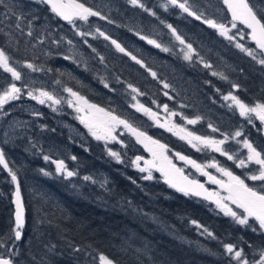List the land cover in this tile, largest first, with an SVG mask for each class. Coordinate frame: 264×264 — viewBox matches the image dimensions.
<instances>
[{
  "label": "trees",
  "instance_id": "16d2710c",
  "mask_svg": "<svg viewBox=\"0 0 264 264\" xmlns=\"http://www.w3.org/2000/svg\"><path fill=\"white\" fill-rule=\"evenodd\" d=\"M81 2L108 16L112 23L89 17L87 22L76 21L75 27L67 26L47 5L35 0H3L0 3V48L14 63H33L40 67L55 88H71L89 102L108 111L115 110L116 115L152 138L164 140L166 143H162L177 153L199 164L215 161L246 181V173H254L255 169L236 171L226 156L219 157L210 148L202 146L200 151L190 149L154 128L143 113L131 110L133 96H139L140 104L163 117V105L167 104L177 113L173 118L176 125L201 137L224 140L227 136L223 148L234 155L235 164L244 157L234 143L244 141L252 133L241 132V139L233 138V128L220 113L234 109L223 99L230 93L223 88L237 85L234 95L247 105L264 103V65L257 63L261 58L253 59L235 47L240 43L255 56L259 53L243 27L231 28L222 0H188V3L197 14L203 13V18L230 28L229 35L234 36L232 41L220 36L215 29L202 26L177 7L168 5L165 10L163 0H141L155 15L131 6L128 0ZM250 2L264 8V0ZM109 5L113 10L110 15L107 13ZM211 5H215L217 11ZM10 10L24 17L22 30L15 27L16 20L10 16ZM169 24L195 49L197 55L191 61L183 58L182 51L178 55L172 51L183 45L172 35L166 26ZM143 25L146 35L161 43L165 39L172 50L161 53L156 48L153 53L151 45L134 34ZM97 29L110 40L100 36ZM28 31L32 36L27 35ZM78 31L92 35L81 37ZM112 39L141 60L147 69L154 71L157 78L153 79L149 71L118 52ZM44 48L48 49L45 53L42 52ZM65 56L71 59L66 60ZM207 62L217 66L215 72L230 79L225 82L218 79V93L213 87L208 89L216 83L203 65ZM0 77L1 83L8 81L2 73ZM186 77L191 78L187 79L191 83L196 79V86L203 83L199 92L203 110L197 105L189 111L182 108L185 99L180 87ZM164 83L172 87L171 96ZM129 85L143 94L133 93ZM42 117L33 124L29 136L12 148L2 149L20 185L25 228L22 238L16 241L12 231L13 182L0 166V242L4 244L0 247V255L13 259L14 264H97L100 254L111 258L115 264H237L224 251L225 244H232L243 249L249 264L259 260L260 252L264 251V231L256 222L250 220L251 227L241 226L219 208L173 191L156 173L152 172V180L143 179L147 173L136 170L132 161L136 156L150 159L134 136L123 134L118 146L94 141L73 142L55 126L50 115ZM197 117L196 126L186 124L188 119ZM238 122L235 129L240 126ZM261 140L263 138L258 134L259 144L252 143L259 152ZM49 146L55 147L50 148L55 151L48 150ZM109 149L118 152L123 162L118 163L111 157ZM44 156L50 159L45 161ZM61 160L67 170L76 175L68 178L59 175L52 161ZM85 176L91 179L86 181ZM233 211L242 214L241 209ZM204 229L213 233L215 239ZM77 248L80 251H75ZM13 252L16 254L12 255Z\"/></svg>",
  "mask_w": 264,
  "mask_h": 264
},
{
  "label": "snow or ice",
  "instance_id": "6c2138e0",
  "mask_svg": "<svg viewBox=\"0 0 264 264\" xmlns=\"http://www.w3.org/2000/svg\"><path fill=\"white\" fill-rule=\"evenodd\" d=\"M35 2L47 5L52 13H54L63 21H66L68 24L73 25V27L76 26L75 22L77 20L87 22L89 17H99L101 20L107 19V17L102 15L101 12L86 6L85 3L81 2V0H35ZM222 2L226 6L228 12L231 14V28H236L237 22L243 25L249 30L250 38L255 43L256 48L259 49L261 53H264V14H262L264 13V8H258L256 5L252 4L250 0H222ZM0 3H3V0H0ZM128 3L133 7H138L149 12L150 15H155L154 12H150L145 7L141 0H128ZM168 5L178 7L182 12L187 13V15L192 16L197 20H202V22L215 29L219 35L225 39L229 41L234 40V36L229 35V32L231 31L230 28H228L224 23H218L215 20L203 18V13L197 14L192 10L188 0H167L166 4L163 5L165 10H167ZM10 16L15 17V27L17 29H21V21L24 19V17L18 15L14 10H10ZM108 22L112 23L111 20H108ZM166 26L170 29L175 39L184 46L181 49V51L184 53L183 58L186 61H191L193 56L197 55L193 46L190 43H186L172 25L169 24ZM97 32L105 40H110V37L104 32L99 31V29H97ZM77 34L81 37L92 35V33L81 31H78ZM27 35L32 36V32L28 31ZM137 35L139 34L137 33ZM140 39L147 40L148 44L153 45L163 52L170 51L169 48L163 47L154 39H148L143 35H140ZM241 39H243V36H241ZM41 43H43V41H41ZM68 43L71 44L72 42L69 41ZM85 43H87V41H85ZM111 43L118 52L129 56L133 61L149 71L153 79L157 78V74L154 71L147 69V66L141 60L137 59L136 56L126 51V49L122 47L120 43L114 39L111 40ZM235 47L240 49L242 52H245L249 56H252L253 59H257L253 51L244 47V45L236 43ZM93 51H95V49H93ZM64 59H71V57L65 56ZM100 59L103 61V57H100ZM257 62L261 65H264V59H259ZM23 66L31 69L32 71L40 70L32 63H26ZM204 67L210 68L211 65L204 63ZM0 69L6 73H9L13 81H20L22 79V74L12 66L11 57L5 52L3 48H0ZM212 75L219 76L221 79H226L222 73L212 72ZM57 83H59V81H57ZM104 86L105 88L109 87L107 83H105ZM163 86L164 88L169 87L167 83H164ZM233 87L238 86L233 85ZM129 88H131V91L137 95L143 94L140 93L137 88L132 87L131 85H129ZM64 90L70 97L73 98L67 101L68 106L74 107L77 113H83L82 115H78L77 119L88 129V132L97 141L102 140L106 144L111 141H117V137L113 135V132L116 130V128L122 126L130 135L135 137L138 144L143 145L145 150L152 155V160H145L143 167L140 166L142 157L137 156L132 161V164L138 169L139 172L147 173L143 179L152 180V171L155 170L164 177V182L169 187L174 188L177 192H181L186 196L190 194L195 196H203L205 200H211L213 203H215L217 208H219L226 216H230L237 224L251 227L249 221L254 220L258 224L259 229L264 231V191H258L256 187L249 186L240 176L235 175L227 168L220 167L215 161L207 165H202L197 163L195 160L188 158L187 156L181 155L180 153H173L177 159L184 161L185 164L191 165V167L200 172L201 175L207 176L209 182L219 185L223 191L227 193V195L221 196L217 192H209L204 188L203 184H200L194 179H189L188 176L184 175L181 168H178L175 164H173L172 159L167 155V153L171 151L167 145L160 143L156 139H153L147 134V132L134 126L127 119L116 115L115 110H105L104 108L89 102L85 97L80 95L78 92L73 91L71 88H65ZM109 90L112 91V89ZM21 91V88L17 87L16 83H10L6 88L0 90V110H3L4 106L10 101L20 99ZM36 92H38V95ZM27 95L30 99L36 100L41 105L45 104L46 101H50L52 105H58L61 103L60 99L56 98L54 95L43 89L29 91ZM165 95H167V93H165ZM132 99L135 100L136 96H133ZM169 99H171V97H169ZM223 99L226 101L230 100L232 104H230L229 107L234 105L236 108H238L240 116L247 117L249 123L252 122L251 118L254 115L261 122V124H264V103H256L255 105L250 106L244 103L236 95L231 93L224 96ZM153 103H155V101H153ZM132 106L136 108V111L143 112L150 119H152L157 127L165 128L167 131L173 132L174 135H179L181 140H186L187 143L193 148H196L197 151H200V146H203L205 148H210L212 151L219 152L221 155L226 156L228 160L235 159L233 155L229 154L223 147H221V145H223L228 139L227 136H225L224 140H215L207 137H201L195 135L192 132L186 131L183 127L172 124L170 121L161 123L160 117L156 112H153L150 108L145 107L139 102ZM53 111H56V109L53 108ZM163 111L169 113L170 116L177 115L176 112L169 110L167 104L163 105ZM36 115H39V113H36ZM197 120H199V117L196 119H188L187 123L195 124L197 123ZM213 131H217V129L213 128ZM241 135L242 133L240 131H236L233 138L240 137ZM243 145L248 149V155L246 157L247 163L245 162V159H240L237 163V167L245 168L248 166V163L256 164L258 166L257 170L251 174L246 173L247 179L252 181H260L262 182V186H264V155L257 151V149L253 147V145L249 143L247 139L243 141ZM108 154L118 163L123 162L118 152L109 149ZM49 159L50 158L48 156H44L45 161H48ZM72 159L75 160L76 157L73 156ZM52 162L56 165V172L58 174L65 175L66 178L76 175V173L73 171L67 170L64 161L61 160ZM0 166H2L3 169L8 172V175L11 177V181L16 186L14 192L15 199L13 201L15 204V226L12 231L14 233V239L19 241L22 238V229L25 226L24 204L21 199L20 185L17 175L9 167V164L5 159V153L2 149H0ZM206 168H216L218 172L228 178L227 181L218 180L215 176L208 173L205 170ZM44 175H49V173L44 172ZM84 179L87 181L91 178L85 176ZM132 182L135 183V181ZM225 201H230L236 206V208L241 209L242 214H238L236 211H233L228 206V204L225 203ZM193 223L195 224L196 222L193 221ZM196 226L200 227L198 224ZM252 230L254 232L257 231L256 228H252ZM204 231L207 232L209 237L215 239L213 233L209 232L207 229H204ZM0 247H4L2 242H0ZM75 251H80V249L77 248ZM224 251L230 257V259L235 260L237 264H249L248 259H246L244 256L243 249H237V247L232 244H225ZM15 254L16 253L14 252L12 253V255ZM99 262L100 264H115L114 260L103 254L99 255ZM0 264H14V261L11 258H6L5 256L0 255ZM253 264H264V251L260 252L259 260L254 261Z\"/></svg>",
  "mask_w": 264,
  "mask_h": 264
},
{
  "label": "rangeland",
  "instance_id": "374dc122",
  "mask_svg": "<svg viewBox=\"0 0 264 264\" xmlns=\"http://www.w3.org/2000/svg\"><path fill=\"white\" fill-rule=\"evenodd\" d=\"M211 6L215 11H217V8H215L216 7L215 5H211ZM258 8H261V7L258 6ZM107 13L109 15L113 13L111 6L108 8ZM106 17H108V16H106ZM138 30L139 31L134 32L135 35H137V33L139 34V35H137L138 37H140V35H143V36L147 37L148 39H153V38L149 37L148 35L146 36L147 32H146L144 25H143V28L139 27ZM154 40H156L158 43H160L163 47H167V48L170 47V46H168V41H166L165 39H163V41H164L163 43L159 42V40H157V39H154ZM146 42H147V40H146ZM183 47L184 46H181V47L176 46V48H175L176 50H172L171 48H169V49L178 55ZM157 50H159L161 52L160 49L157 48ZM46 51H48V49L44 48L42 52L45 53ZM185 51H186V49H185ZM258 51H259V53H257V55H256L257 58L264 59V53H261L259 49H258ZM182 54L184 55V53H182ZM11 64L13 67H15L22 74V79L20 81H13L11 78V75L9 73H6L2 69H0V73L3 74L4 78L8 79L7 82H4V83L0 82V90L6 88L10 83H16L17 87H20L22 91H21L20 99L10 101L8 104H6L4 106L3 110H0V149H3L5 151L8 148H12L13 145H15L17 142H20L26 136H29L32 132L33 124L39 118H40V120L43 119L42 115L46 112L49 113L48 115H50L53 118V123L55 124V126L58 128L60 127L59 129H61L62 131H64L66 133V137L68 138V140L73 141V142L79 140L81 143H91L94 141L96 143H101V144L103 143L102 145H106V143L102 140L97 141L88 132V129L86 127L82 126L84 131H82L80 129L78 130L76 127H73V125L71 123L62 120L64 118H66V117H64L65 116L64 112H62L63 114H59L58 111L62 107V104L67 106V104L65 103L66 99H71V97L68 95V93L64 90L65 88L62 87V90L55 88L54 85H52L50 82H48V80L44 77L41 70L32 71L31 69H28L27 67L23 66L25 63L24 64H18V63H14L13 61H11ZM259 65H261V64H259ZM37 68L41 69L40 67H37ZM230 72H232V71H230ZM64 73L67 74L66 71H64ZM0 79H1V77H0ZM40 89H43V90L51 93L52 95H54L56 98L60 99L61 100L60 105H52L50 101H46L45 104L41 105L36 100L30 99L28 97L27 93L29 91L40 90ZM36 94L38 95V92H36ZM138 102L140 103L139 96L136 97L135 100H133L131 98V110L136 111V108L133 107L132 105H135ZM53 108H55L56 111H53ZM36 113H39V115H36ZM59 115H61V118H59ZM171 117H172V120H171ZM173 117L174 116H170L167 118L162 117L161 121L163 123H165L166 121H170L172 124H174V122H172V121H174ZM127 133L128 132L122 126L118 127V129H116L113 132V135H115L117 137V141H119V142L111 141V142H108L107 144H110L112 146L113 145H115V146L121 145L120 144L121 143L120 136H122L123 134H127ZM172 136L175 139H177L178 141L186 144L187 147H189L190 149L196 150V148H193L190 144L187 143L186 140H181L179 138V135H174L172 133ZM160 143H162V142H160ZM223 145H221V146L223 147ZM234 146L237 147L241 152H243L244 157L241 159H245V162L247 163L246 157L248 155V149L244 147L243 141H239L237 143H234ZM50 148H55V147H50V146L48 147V150H54L55 151V149H50ZM142 148H144L143 145H142ZM144 150H145V148H144ZM146 152L148 154H150L148 151H146ZM216 153L221 155L219 152H216ZM149 159L152 160V158L150 156H149ZM180 161L181 160L177 159L176 157L174 158L175 163L178 164V162H180ZM140 166L143 167L142 165H140ZM248 167H249V163H248V166L245 168H241V167H237V168L244 170V169H247ZM253 167H255V166L253 165ZM182 168H183V166H182ZM135 169L138 170L136 167H135ZM183 169H190V168L184 166ZM190 170L195 175L197 174L196 170L194 168H192ZM205 170L206 171H208V170L212 171L213 174L218 176L219 180L227 181V179H228L226 176H223L220 172H218L216 170V168H206ZM192 172H190V173L193 174ZM59 175H61V174H59ZM203 177H206V176H203ZM225 203H227L228 206L232 210L237 209L236 206L234 204H232L230 201H225ZM97 264H100L99 260L97 261Z\"/></svg>",
  "mask_w": 264,
  "mask_h": 264
},
{
  "label": "flooded vegetation",
  "instance_id": "af4514ba",
  "mask_svg": "<svg viewBox=\"0 0 264 264\" xmlns=\"http://www.w3.org/2000/svg\"><path fill=\"white\" fill-rule=\"evenodd\" d=\"M163 1H165V2H167L166 0H163ZM57 19H59L58 17H57ZM63 23V22H62ZM76 23V22H75ZM63 24H65V23H63ZM65 25H67V26H72L73 27V25H70V24H65ZM249 37H250V35H249ZM251 39V38H250ZM151 51L153 52V53H156V47H154L153 45H151ZM121 54H123V53H121ZM127 57H129V56H127ZM131 61H133L132 59H130ZM135 62V61H134ZM207 64H209V65H211V67L210 68H207V73L208 74H210V75H212V72H215L216 71V68H217V66H215L212 62H207ZM229 64V66H230V63H228ZM196 65H198V64H196ZM204 65V64H203ZM232 66V65H231ZM202 67V66H201ZM199 69H201V68H199ZM218 73V72H217ZM213 76V75H212ZM213 78H214V80L213 81H215V83L216 84H213V85H210V86H208V89H210V88H214V90H215V92H217L218 93V88H219V82H225V81H229L230 79L228 78V79H221L219 76H213ZM187 79H191V78H184V83H183V86H181L180 87V90L182 89V94H183V97H184V99H185V101H183L182 103V105H183V107L182 108H184L185 110H187V111H189V110H192V109H194V107L197 105V107H199L200 108V110H203V108H204V105H203V102H202V100H200V98H199V92H200V90L203 88V83L200 85H198V86H196V79H192V83L190 82V81H188ZM218 79H219V82H218ZM223 90L225 91V92H230L231 94H235V92L234 91H236L237 89L236 88H234L233 86L231 87V86H226V87H224L223 88ZM166 92H168L170 95L169 96H171L172 94V87L171 86H169L168 87V91H166ZM227 95V94H226ZM71 99H73L72 97H71ZM69 99H66L65 100V103L67 104V101H68ZM187 102H188V104H187ZM229 105L230 104H232V102L230 101V100H228V101H226ZM256 104V103H255ZM255 104H248V105H250V106H253V105H255ZM58 105H60V104H58ZM214 106V105H213ZM215 107V106H214ZM232 108H234L233 109V111L232 112H230V111H223V112H220L218 109H216L217 110V112L219 113H222L223 115H224V118H226V123L229 125V126H231V128H233V132H236V131H240V132H247V133H252V134H249L246 138H247V140L249 141V143H253V144H255V145H257V144H259L258 142H257V135L258 134H261V136H262V138H263V140H261L260 142H261V145L259 146V147H261V150H260V152L262 153V155H264V124H261V122L253 115L252 116V122L251 123H249V120H248V118L247 117H242V116H240V114H239V109L238 108H236L234 105L232 106ZM170 110V109H169ZM171 111V110H170ZM62 112H64V117H66V118H64V119H62L63 121H66V122H69V123H71L72 125H73V127H76L78 130L80 129V130H82V131H84L83 130V128H82V126H84L83 124H81L80 123V121L77 119V116L78 115H82L83 113H77L76 111H75V109H74V107H69L68 106V104H67V106H65L64 104H62V107L59 109V111H58V113L59 114H63ZM141 113H143V112H141ZM44 114H46V115H48L49 113H44ZM44 114L42 115V116H44ZM165 114V117L164 118H167V117H170V115H169V113H164ZM143 115H145L144 113H143ZM159 115V114H158ZM213 116H215V113H213ZM146 119L145 120H148L149 122H151V124L154 126V128H156V129H158L159 131H161V132H164V133H167L166 135H168V136H170L171 138H173V139H175L173 136H172V133L173 132H170V131H167L165 128H160V127H157L156 126V124L153 122V120L152 119H150L147 115H146ZM159 117H160V122L161 123H163L162 121H161V118L163 117V116H161V115H159ZM174 118V117H173ZM59 119V118H58ZM171 120H172V117H171ZM53 121V120H52ZM236 121H239L238 123H240V126H238L236 129H235V126H236ZM172 122H174V124H175V120L174 121H172ZM186 124L188 125V126H191V127H193V126H196L198 123H195V124H188L187 123V121H186ZM85 127V126H84ZM60 128V127H59ZM116 129H118V128H116ZM235 129V130H234ZM250 136V137H249ZM237 138H242V136L241 137H237ZM249 138H252V140H249ZM153 139H156L157 140V138L155 137V138H153ZM175 140H177V139H175ZM159 142H165L164 140H158ZM166 143V142H165ZM181 144H183V145H186V144H184V143H182V142H180ZM142 146V145H141ZM187 146V145H186ZM222 147V146H221ZM168 148L171 150L170 152H168L167 153V155L172 159V162H173V164H175L176 165V167H178V168H181L182 170H183V173H184V175H187L189 178H191V179H194V180H196V181H198L199 183H202L210 192H217V193H219L221 196H226L225 194H223L222 192H220L215 186H213L211 183H207V176L206 177H203V175H201L200 174V172H198V171H196V175L190 170V169H192L193 167H191V165H187V164H185L184 163V161H180V162H178V164L177 163H175L174 162V158H175V156L173 155V153H177L176 151H174L172 148H170L169 146H168ZM148 154V153H147ZM151 158H152V156L150 155V154H148ZM216 155H218L219 157H222L223 155H219V154H217L216 153ZM234 156V155H233ZM229 161V163L230 164H232L233 165V167H235V169H236V171H240V170H243V169H239V168H237V163L235 164V159L234 160H228ZM202 165H204V164H202ZM253 165L255 166V167H253ZM182 166H183V168H184V166H186V167H188V168H190V169H183L182 168ZM257 168H258V166L256 165V164H254V163H249V167L247 168V169H244L245 171L246 170H249V171H251V170H257ZM196 170V169H195ZM190 172H192L193 174H191ZM208 173H210L211 175H212V171H210V170H208L207 171ZM248 174H251V173H248ZM213 176H217V175H213ZM217 179H218V176L216 177ZM246 178H247V176H246ZM219 180V179H218ZM245 183H247L248 185H252L253 184V186L254 187H256L257 188V190L258 191H264V186H262V182H260V181H252V180H249V179H247L246 181H245ZM253 221V220H252ZM255 222V221H254Z\"/></svg>",
  "mask_w": 264,
  "mask_h": 264
},
{
  "label": "water",
  "instance_id": "95a60500",
  "mask_svg": "<svg viewBox=\"0 0 264 264\" xmlns=\"http://www.w3.org/2000/svg\"><path fill=\"white\" fill-rule=\"evenodd\" d=\"M225 6V5H224ZM225 11H226V13H227V15H228V18H229V20H230V22H231V14L228 12V10H227V8H226V6H225ZM54 14V13H53ZM187 14V13H186ZM55 15V14H54ZM194 21H196V22H198L199 24H201L202 26H204V27H206V28H211V27H209L206 23H204V22H202V20H197V19H195L194 17H192V16H190ZM63 23H66V24H68L66 21H63L62 19H60ZM237 25H239V26H241V27H243L247 32H249V30L248 29H246L243 25H241V24H239L238 22H237ZM213 29V28H212ZM253 42V41H252ZM254 43V42H253ZM255 44V43H254ZM137 157V156H136ZM135 157V158H136ZM141 157V156H140ZM134 158V159H135ZM145 160H147V159H145L144 157H142V160L140 161V165H142V166H144V161ZM5 170V169H4ZM7 172V171H6ZM153 173H156L157 175H159L160 177H162L163 178V181H164V177L163 176H161V174L159 173V172H157V171H155V170H153L152 171ZM7 174H8V172H7ZM189 179H191V178H189ZM207 183H211V182H209L208 181V178H207ZM200 184H202V183H200ZM213 186H215L220 192H222L223 194H225V195H227V193L225 192V191H223V189L219 186V185H217V184H213V183H211ZM167 185V184H166ZM168 186V185H167ZM15 184H13V193H12V195H11V204H12V207H13V222H14V226H15V204L13 203V201H14V199H15V197H14V192H15ZM169 187V186H168ZM170 189H172L173 191H175V192H177L174 188H171V187H169ZM204 188L205 189H207L205 186H204ZM208 190V189H207ZM209 191V190H208ZM210 192V191H209ZM177 193H180V194H183V193H181V192H177ZM184 195V194H183ZM187 196H189V197H192V198H194V199H196V200H199V201H202V202H204V203H206V204H208V205H211V206H213V207H216V205H215V203H213L211 200H205L204 198H203V196H195V195H187ZM22 199V198H21ZM24 228H25V226H24ZM24 228L22 229V231L24 230Z\"/></svg>",
  "mask_w": 264,
  "mask_h": 264
},
{
  "label": "bare ground",
  "instance_id": "6f19581e",
  "mask_svg": "<svg viewBox=\"0 0 264 264\" xmlns=\"http://www.w3.org/2000/svg\"><path fill=\"white\" fill-rule=\"evenodd\" d=\"M154 26V25H153ZM147 36V35H146ZM197 40V39H196ZM192 41V40H191ZM122 133V132H121ZM187 176V175H186Z\"/></svg>",
  "mask_w": 264,
  "mask_h": 264
}]
</instances>
